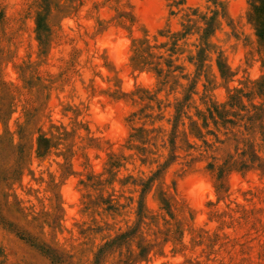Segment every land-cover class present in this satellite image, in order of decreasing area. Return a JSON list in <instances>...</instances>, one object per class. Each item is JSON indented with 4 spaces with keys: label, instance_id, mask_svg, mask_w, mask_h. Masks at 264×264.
<instances>
[{
    "label": "rangeland",
    "instance_id": "374dc122",
    "mask_svg": "<svg viewBox=\"0 0 264 264\" xmlns=\"http://www.w3.org/2000/svg\"><path fill=\"white\" fill-rule=\"evenodd\" d=\"M253 0H0V264H264Z\"/></svg>",
    "mask_w": 264,
    "mask_h": 264
},
{
    "label": "trees",
    "instance_id": "16d2710c",
    "mask_svg": "<svg viewBox=\"0 0 264 264\" xmlns=\"http://www.w3.org/2000/svg\"><path fill=\"white\" fill-rule=\"evenodd\" d=\"M249 18L255 25L257 36L264 40V0H253Z\"/></svg>",
    "mask_w": 264,
    "mask_h": 264
}]
</instances>
